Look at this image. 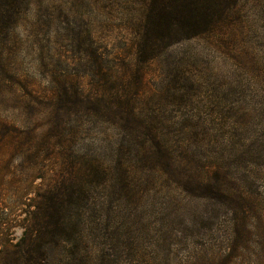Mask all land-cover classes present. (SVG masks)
<instances>
[{
    "label": "rangeland",
    "instance_id": "obj_1",
    "mask_svg": "<svg viewBox=\"0 0 264 264\" xmlns=\"http://www.w3.org/2000/svg\"><path fill=\"white\" fill-rule=\"evenodd\" d=\"M23 1L0 33V264H264V0L144 62L148 0Z\"/></svg>",
    "mask_w": 264,
    "mask_h": 264
},
{
    "label": "trees",
    "instance_id": "obj_2",
    "mask_svg": "<svg viewBox=\"0 0 264 264\" xmlns=\"http://www.w3.org/2000/svg\"><path fill=\"white\" fill-rule=\"evenodd\" d=\"M238 0H148L145 5L144 20L142 23L141 33L136 42L137 56L139 61L144 62L152 59L163 48H166L172 43L188 39L205 32L213 30L219 23H221L228 12L234 7ZM24 3L23 0H0V33L6 30L16 18L20 7ZM18 7V9H17ZM15 11H14V10ZM150 145L143 143L141 149L146 152ZM78 169V167H76ZM79 170V169H78ZM81 190L74 191L71 186L62 187L55 190L53 197H63L62 203L70 204L74 199L86 200L87 196ZM84 196V197H83ZM67 198L66 200H64ZM50 202L52 199L49 200ZM79 205V204H75ZM73 206V205H71ZM62 207L60 204L52 203L50 209L52 210V217L48 218L49 223L54 227L59 225L61 229L65 228L64 222L66 219L57 222V216L53 213L60 212ZM79 237L81 235L79 234ZM103 239V237H101ZM104 242H94L93 255H96L95 260L102 261L105 253L100 249L104 246ZM41 248V246H40ZM39 249V248H38ZM31 251H37L36 248H31ZM97 253V254H96ZM46 253L41 250L37 255L42 261ZM69 264H75L73 257ZM83 259V258H82ZM34 260L28 258L27 262L32 263ZM36 260L34 263L39 264ZM47 264V263H46ZM84 264H88L84 261Z\"/></svg>",
    "mask_w": 264,
    "mask_h": 264
}]
</instances>
